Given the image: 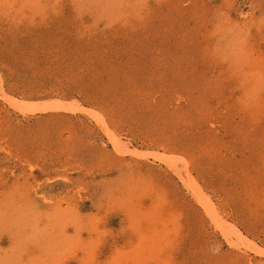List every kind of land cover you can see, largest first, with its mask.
Segmentation results:
<instances>
[{"label": "rangeland", "instance_id": "obj_1", "mask_svg": "<svg viewBox=\"0 0 264 264\" xmlns=\"http://www.w3.org/2000/svg\"><path fill=\"white\" fill-rule=\"evenodd\" d=\"M0 264H264V0H0Z\"/></svg>", "mask_w": 264, "mask_h": 264}, {"label": "bare ground", "instance_id": "obj_2", "mask_svg": "<svg viewBox=\"0 0 264 264\" xmlns=\"http://www.w3.org/2000/svg\"><path fill=\"white\" fill-rule=\"evenodd\" d=\"M78 142V141H77ZM121 161V160H120ZM58 162V161H57ZM118 163V162H117Z\"/></svg>", "mask_w": 264, "mask_h": 264}]
</instances>
